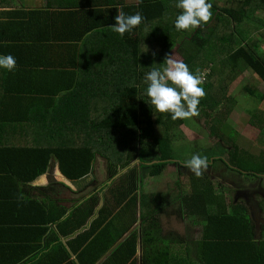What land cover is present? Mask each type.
<instances>
[{
  "label": "trees",
  "instance_id": "trees-1",
  "mask_svg": "<svg viewBox=\"0 0 264 264\" xmlns=\"http://www.w3.org/2000/svg\"><path fill=\"white\" fill-rule=\"evenodd\" d=\"M208 2L212 4V19L195 30L175 29V19L182 11L176 7L178 0H58L48 9L64 10L60 14L67 21L49 12L45 23L48 29L39 31L40 23L32 22L23 27L20 35L11 32L6 36L11 23L0 22V30L6 29L5 38L0 36V40L12 41L11 45L0 46V55H20L31 47V41L40 47L51 41L65 43L73 48L70 53L75 57L68 61L62 79L73 82L79 73L87 80L90 68H97V75L102 74L117 101L103 125L98 122L99 126L93 127L98 133L88 144L74 138L72 148L64 151L60 147L50 152L38 142L34 152L24 140L0 141V264H223L217 258L225 251L233 258L228 264H264V218L256 223L243 202L229 206L205 172L200 177L192 173L190 193L178 197V216L188 217L194 226L203 227L196 253L185 247L190 242L188 237L186 240L175 233L162 234L155 211L142 212L148 202L141 192L143 174L148 179L161 177L175 163L173 148L183 152L178 149L181 143L177 137L186 120H172L170 114L157 112L146 94V74L153 67H160L173 48L193 73L197 69L205 73L202 87L206 96L200 101L199 116L207 119L210 134L231 148L229 163L223 158L218 161L243 176L264 175V150L255 156L241 149L237 141L228 137L225 124L234 110L225 104L237 102L229 94L227 82L245 69L264 82V0ZM121 9L126 14L140 12L145 18L123 37L110 28ZM14 23L19 26V21ZM43 32L47 35L41 36V41L35 40ZM0 69L2 112L9 92L5 78L9 71ZM90 91L95 98L96 91ZM244 91L253 98V106L246 109L249 124L259 129L256 139L264 145V121L260 122L264 113L258 108L264 102V92L248 86ZM55 95L56 92L50 93L51 98ZM48 98L41 101L53 100ZM74 112L75 109L61 110V116ZM198 117H194L197 123ZM42 127L37 133L45 136L49 125ZM97 138L100 141L95 143ZM40 149L44 153H38ZM2 154L9 156L2 161ZM51 155L59 162L62 175L81 186L77 192L81 198H60L69 191L61 184L46 189L33 187L45 175ZM97 156L107 162L108 180L113 182L110 186L91 177ZM213 163L215 166L216 160ZM138 169L144 170L143 174L139 175ZM32 193L38 196L36 200L28 198L22 204L20 197ZM159 198L155 196L152 202L156 204ZM151 209L158 211L159 207ZM138 223L140 226L121 242ZM257 233H261L259 239ZM67 249L75 256V262H71Z\"/></svg>",
  "mask_w": 264,
  "mask_h": 264
},
{
  "label": "crops",
  "instance_id": "crops-1",
  "mask_svg": "<svg viewBox=\"0 0 264 264\" xmlns=\"http://www.w3.org/2000/svg\"><path fill=\"white\" fill-rule=\"evenodd\" d=\"M49 1H51V3ZM49 1L0 0V22H10L12 28L8 31L6 36H9L11 32L14 35L22 34L23 27L32 22L40 23L39 31L48 29L45 23L48 22L47 13L49 12H52L51 15L57 13V19L67 21L68 18L65 15L60 14L64 10H57L56 7L54 10L48 9L49 4L55 6L58 4V0ZM60 3H62V1H60ZM38 11H40V14L37 13ZM17 16L23 17L26 21ZM14 20L19 21V26L14 23ZM61 21L58 22L62 24L63 22ZM5 30L6 29L0 30V36H3L4 38L5 36L3 33ZM44 33L45 32L37 36L35 40L41 41V36L47 35ZM11 42L12 41L7 42L6 39L0 40V46L6 43L11 45ZM29 44L31 47L24 49L20 55L17 54L14 56L16 58V68L13 71L8 72L5 76V78L7 77L9 92L5 98L2 112H0V141L8 143L9 141L21 142L18 140H24L25 142L23 143L34 152L37 148L35 143L38 142L44 143V145L47 146V149H50V152L60 147H64V151L72 148L70 145L75 141L74 138H78L83 144H88V140L95 137L98 133V130L93 127H98V122L103 125L104 119L109 116L108 111L110 112L117 107L116 98L111 93L108 85L104 82L102 74L98 76L96 73L97 68L94 70L93 67H91L89 70L90 76L87 80L83 79L79 73L74 77L73 82L67 79H62L67 73L65 67L68 66V61L71 60V57L74 55L70 53L73 48L67 46L65 43L52 41L51 44L46 43L45 47H40L33 41ZM48 45H51V47H48L47 49L46 46ZM131 72L132 70L129 71L127 77H129ZM1 73L2 71L0 69V74ZM91 88L96 91L95 98L91 95ZM66 89H71V91H67ZM53 92H56V95L51 98L50 93ZM46 97L53 100L42 102L41 99H45ZM108 99H110V102H107ZM71 109H75V112L69 113L66 116H61L63 115L61 110ZM201 120L200 125L205 126L207 124V119L202 117ZM5 124L8 125V127H6ZM43 124L49 125V128L44 127L47 130L45 136L37 133L38 129L43 128ZM56 125H60V127L57 128ZM98 141H100L99 138H97L95 143ZM179 141H181L183 145L187 144V142H183L184 139H179ZM43 150L44 149H40L38 153H44ZM8 156L9 155L2 154L1 160L4 161ZM173 164H175L178 169L184 167L182 165L179 166V163L177 162ZM167 168L158 179L162 180L165 175H169L167 174ZM77 169L79 172L81 171L80 168ZM107 171V162L103 160L102 157L97 156L93 164L91 177L93 178V176H95L98 179V175V181L101 183L102 179L105 178V176L107 177ZM125 172L126 171H124L123 174ZM215 173L217 174V172ZM240 176L243 178L245 177V175ZM216 178L218 179L219 177ZM223 180H226V185L231 183L230 178L229 180ZM210 181L212 182L211 178ZM52 184H61L69 189V191H64L61 194L60 198L62 199L72 200L82 197V195L77 194L81 189V186L73 184L62 175L59 162L54 155H51V161L47 167L45 175L38 178L33 184V187L46 189ZM219 190L229 206L231 204L236 206L238 203L243 202L254 214L256 223L262 222L264 215L262 212L263 206L261 205V199L256 198L258 199V203H256L254 199V197L262 195L259 192L262 191V189L258 187L249 189V187L240 185L237 189L229 190L223 186H219ZM231 190H238L241 192L239 194L244 198V201L233 197ZM186 194L187 191L185 195ZM83 196L86 197V193ZM158 196L160 198L156 204L152 202L155 197H152L148 202H145V209H142V212L144 214L149 213L150 211L156 212L159 222L163 223V227H161L163 235L175 233L174 231L167 229L169 226L173 229L178 218L181 219L178 216L180 200L176 197L169 198L170 201H167L164 197L160 195ZM37 197L38 196L32 193L31 196H21L20 201L22 204H26L28 198L36 200ZM153 206H158L159 210H152L151 208ZM65 207L70 206L67 205ZM172 207L174 211L172 210ZM139 212H141V210L138 208V214ZM190 224L193 228L192 230L196 231V236L191 237L190 242L186 243L185 247L188 246V252L196 253L198 240L202 236L203 227L198 225L194 226L191 222ZM175 234L178 235L177 233ZM260 237L261 233H257L256 239H259ZM62 243L65 245V241ZM177 250H180V248L177 247ZM67 251L69 252L68 249ZM73 256L74 255L70 254L71 262H75V256ZM105 260L106 258L104 261ZM217 261L223 264H228L233 261L232 254L227 251L222 252L218 254ZM102 262L103 260L101 263Z\"/></svg>",
  "mask_w": 264,
  "mask_h": 264
},
{
  "label": "rangeland",
  "instance_id": "rangeland-1",
  "mask_svg": "<svg viewBox=\"0 0 264 264\" xmlns=\"http://www.w3.org/2000/svg\"><path fill=\"white\" fill-rule=\"evenodd\" d=\"M262 45L264 46V42H262ZM174 55L176 58L180 59V57L175 53V49L170 50V56ZM219 79L221 77L218 76ZM253 87L261 93L264 92V82H261L260 79L251 72L245 70H242L240 72H237L236 77L232 79L230 82H227L228 92L230 95L235 96L237 102L235 104L231 103L230 101L225 104L227 108H234L232 110L226 126L227 128V134L228 137L233 139V141H237L238 146H240L241 149L248 150L252 155L259 156V152L262 153V150H264V145L261 144L260 141L256 139L257 132H259V129L256 127L251 126L249 123V116L247 113L248 108L253 106V98H251L248 94L245 93L244 88L245 87ZM259 110H261L262 113H264V102L259 104ZM247 109V110H246ZM198 122L201 123L202 117H198ZM263 122L264 118L261 119ZM196 122L195 118H191L186 120V125L181 126L180 131L181 135L177 137V139H184L183 142H187V144L183 145L181 141V147L178 149H181L183 152L178 153L173 148L174 154L173 158L175 159V162L179 163L180 165L184 166L185 161L191 158V155L195 152L200 153L203 155L208 156L210 161V167L206 171H204L208 176H210L212 183L215 187H225L226 189H237L240 185H244L245 187L255 188L258 187L262 189V191H259L261 196L254 197L255 202L258 203V199H264V175L260 177H256L252 175L251 177L245 175V177H241L238 173H234L230 171V169L227 167V165H224L222 161H218L223 158L227 163H229L230 160V151L231 148L224 145L218 137L214 136L213 134H210L208 131L209 124H206L205 126L200 125ZM261 124V123H260ZM184 126H188L189 129H187ZM230 129L235 130V133H232ZM204 131V133H201ZM177 143V141H176ZM218 157H221L218 159ZM216 160V165L213 166V161ZM250 166V165H247ZM252 167V166H250ZM144 170L138 169V174H143ZM217 172V174L215 173ZM252 172V171H250ZM256 174V172H253ZM167 174L165 177L161 179H148L147 174H143V183L141 186V192L143 194L146 193V199L147 201L152 197H157L158 195L164 197L165 200L170 201L169 198H176L180 197L181 194L183 197L188 195L190 193V186H191V176L192 172L182 167L181 169H178L175 164H171L167 168ZM215 176V177H214ZM98 179L99 176L97 175ZM216 177H219L218 179ZM230 178V186L226 185V180ZM108 176L102 179L101 185H111L113 182L108 180ZM179 185L180 188H176ZM187 191V194L185 195ZM233 197L238 198V200L244 201V198L239 194L238 190H231ZM263 197V198H262ZM258 198V199H256ZM166 201V202H167ZM172 210L174 211L173 207ZM160 227H163V223L159 222ZM175 225V224H174ZM190 220L188 217H181V219L178 218L176 221V225L173 226V229L169 226L167 230L174 231L179 235L180 238H186L187 236L189 239L191 237L196 236V231L192 230ZM188 242V241H187Z\"/></svg>",
  "mask_w": 264,
  "mask_h": 264
},
{
  "label": "clouds",
  "instance_id": "clouds-1",
  "mask_svg": "<svg viewBox=\"0 0 264 264\" xmlns=\"http://www.w3.org/2000/svg\"><path fill=\"white\" fill-rule=\"evenodd\" d=\"M176 7L182 10L174 22L176 30H195L208 24L213 16L212 4L208 0H178ZM144 19L140 12L126 14L121 9L115 16V25L110 28L123 37L141 25ZM0 68L13 71L16 58L10 54L0 55ZM204 79L205 73L201 70L193 73L183 60L174 55L166 56L160 67H153L146 74V94L157 112L170 114L172 120H188L200 115L199 104L206 96L202 87ZM209 164L208 156L196 153L185 161L184 167L200 177Z\"/></svg>",
  "mask_w": 264,
  "mask_h": 264
},
{
  "label": "water",
  "instance_id": "water-1",
  "mask_svg": "<svg viewBox=\"0 0 264 264\" xmlns=\"http://www.w3.org/2000/svg\"><path fill=\"white\" fill-rule=\"evenodd\" d=\"M140 226V223H138L137 224V226H134V228H132L125 236H124V238L121 240V242L123 241V240H125L132 232H134L138 227ZM138 253H139V255H140V251L138 250Z\"/></svg>",
  "mask_w": 264,
  "mask_h": 264
}]
</instances>
